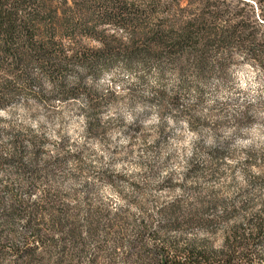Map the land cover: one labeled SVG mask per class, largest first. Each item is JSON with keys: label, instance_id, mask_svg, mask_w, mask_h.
<instances>
[{"label": "trees", "instance_id": "1", "mask_svg": "<svg viewBox=\"0 0 264 264\" xmlns=\"http://www.w3.org/2000/svg\"><path fill=\"white\" fill-rule=\"evenodd\" d=\"M250 2L264 7V0H0V112L20 105L61 112L66 104H79L85 121H92L103 98L86 84V75L113 63L154 72L159 80L172 77L171 94L159 95L172 108L191 89L199 100L200 88L224 76L237 55L264 74V34L252 10L244 9ZM181 112L195 119L188 109ZM247 113L244 108L232 117L235 130ZM40 153L16 142L0 150V174L8 172L7 181H0V228L13 236L21 228L31 236L0 237V264L9 257L6 245L12 264H41L40 248L84 246L108 235L135 236L114 241V249L125 251H112L109 264H253L255 251L264 248V207L245 223L230 225L218 219L235 210L200 194L133 202L136 217L87 203L80 207L39 184L47 167L38 166ZM193 229H222L220 249L166 237Z\"/></svg>", "mask_w": 264, "mask_h": 264}, {"label": "rangeland", "instance_id": "2", "mask_svg": "<svg viewBox=\"0 0 264 264\" xmlns=\"http://www.w3.org/2000/svg\"><path fill=\"white\" fill-rule=\"evenodd\" d=\"M244 9L252 10L264 34V7L250 2ZM98 70L85 78L103 98L92 121H85L79 104H66L61 112L16 106L0 112V150L12 142L24 150H40L38 166L47 167L39 184L71 204L87 203L111 214L121 210L136 217L133 202L188 194L223 201L228 210H235L223 213L220 224L245 223L264 207V74L258 67L237 55L224 76L212 77L200 88L199 100L193 89L181 92L177 108L159 100L160 94H171L175 83L170 76L159 80L154 72L135 67L127 71L118 63ZM182 108L195 119L187 120ZM244 108L247 119L235 130L232 117ZM6 174H0V181H7ZM209 192L214 193L205 196ZM9 230L0 228L2 240L31 238L21 228L14 229L15 236L8 235ZM224 236L222 229L166 235L215 250ZM134 237L101 236L84 246L66 243L40 248L36 254L43 258L41 264H91L94 255L100 257L94 264H109L112 251L117 256L125 251L114 249V241ZM11 253L6 245L9 257L2 264H12ZM252 260L264 264V248L256 250Z\"/></svg>", "mask_w": 264, "mask_h": 264}]
</instances>
